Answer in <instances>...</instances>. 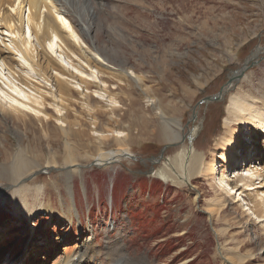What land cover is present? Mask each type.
Returning a JSON list of instances; mask_svg holds the SVG:
<instances>
[{
	"label": "rangeland",
	"instance_id": "obj_1",
	"mask_svg": "<svg viewBox=\"0 0 264 264\" xmlns=\"http://www.w3.org/2000/svg\"><path fill=\"white\" fill-rule=\"evenodd\" d=\"M93 2L110 12L97 15L91 3L82 4L91 30L71 14L77 31L71 40L106 68L102 75L73 70L56 47L48 53L89 82L100 84L102 78L115 95V107L107 108L102 92H86L91 108L104 107L94 125L80 103L85 91L65 78L77 103L68 122L78 115L82 125L69 149L57 133L65 127L61 122L0 111V168L4 162L28 164L15 184L0 177V264H60L91 239L98 251L94 264L118 261H110L109 249L122 252L124 264H224L221 255L232 264H264V225L247 210L250 199L238 192L231 195L234 199L224 197L221 213L211 217L206 209L215 193L209 175L177 186L159 174L166 159L192 143L214 167L226 165L224 151L215 145L224 136L230 99H254L258 105L264 99V0ZM1 39L12 49L7 37ZM249 60L254 65L237 78ZM137 77L149 87V97ZM221 88L219 101L201 102ZM49 90L42 88L48 113L55 114ZM241 132L250 148L237 156L241 159L231 163V170L241 167L255 146L253 129ZM101 155L111 157L97 165ZM19 188L31 192L29 203L33 189L40 188V207L49 205L54 212L37 208L29 219L16 214ZM60 199L63 210L72 211V225L60 216Z\"/></svg>",
	"mask_w": 264,
	"mask_h": 264
},
{
	"label": "bare ground",
	"instance_id": "obj_2",
	"mask_svg": "<svg viewBox=\"0 0 264 264\" xmlns=\"http://www.w3.org/2000/svg\"><path fill=\"white\" fill-rule=\"evenodd\" d=\"M61 1L0 0V36L7 37L12 47L11 49L4 39L0 40V111L24 116L30 115L35 119H55L61 122L65 127L61 126L57 133L65 139V146L69 149L70 140L80 134L82 125L77 120L79 119L78 115L74 116L76 119L73 122H68L69 111L74 115L73 106H76L77 103L72 98L73 90L70 88L67 79H70V82L85 91V93H81L82 99H80V103L85 107L86 114L89 118L91 117L94 125L96 124V115L102 113L103 110L101 108L103 106L97 109L91 108L89 106L90 95L86 92H91V89L94 90V93L102 92L105 97L102 101L107 104L106 106L110 111L115 107L116 98L112 91L105 87L106 83L102 78L99 79L101 85L89 82L82 76L66 69L48 53V50L54 52V47H56V53L64 61L69 60V65L73 70L80 74H85L87 77H93L94 74L102 75V70H106V68L90 57L88 51L83 50L72 42L71 34H76L77 31L72 24L73 20L71 21L69 17L74 14L79 21L86 25V29L91 30L86 14L87 10L81 8L82 4L91 3L97 15H101L105 10L109 13L110 11L107 10L109 7L106 9L103 5H96L93 0ZM105 20H107V17H105ZM65 21L68 22V25L65 24ZM25 27L28 28L29 34L26 32L24 35ZM106 29L107 27H103L102 32L104 30L106 32ZM108 34L114 36L111 30L108 31ZM70 54L83 62L90 72L88 73L80 64L75 65ZM28 70L33 72L37 79L31 76ZM128 75L131 78L134 76L133 74ZM135 80L140 89H142L143 95L149 97V87L145 88L143 79L137 77ZM46 87L50 88L49 91L53 95L51 106L55 114L48 113L50 108L46 104V94L42 91V88ZM256 101L254 99L249 101L239 96H234L230 99L227 116L223 120L224 136L222 135L215 145L216 151L223 150L225 153H223V160L226 163L224 167L218 169L214 167V162L208 163L205 153L197 151L194 143H192V146L188 148L183 147L173 158L166 159L162 173L159 172V174L163 175L165 182H171V184L177 186L190 185L192 178L195 176L209 175L210 181L214 182L212 188L215 193V198L208 202V209H206L211 217L221 213L220 211L224 208L225 203L224 197H232L233 193L238 192L239 195L251 200V207L247 210L264 225V99L261 102L259 101V103L263 102L261 105H258ZM232 125L236 126V128H232ZM242 128L244 130L253 129L251 140L255 142V146H251L252 148L246 155L247 158L245 156L242 158L244 160L243 165L241 167L238 166V168L234 166L235 169L231 170V163L239 162L241 158L237 159V156L244 153L246 147L250 146L245 145L242 140ZM98 139L105 140L106 137L101 136ZM68 156L71 157L70 155ZM110 157L101 155L95 160L96 164L100 165L109 161ZM70 164H72V161H70ZM27 170L28 164L24 162L20 161L16 166L9 162H4L0 168V177L9 183L15 184L26 174ZM233 174H236V179H231L234 177ZM41 192L40 188L33 189L32 201L29 203L27 196L31 192L29 190L23 192L22 188H19L17 190L19 199L15 200L17 206L16 214L29 219L37 208L53 213L54 211L49 205L40 207L41 203H38V198ZM251 192L253 193L251 194ZM62 202L63 199H60V206H62L60 216L72 225V211L70 207L63 210ZM92 243V239L83 243L80 251L77 254L75 253L76 255L73 258L66 257L60 264H94L98 251L94 249L95 247ZM115 247L117 246L115 245ZM241 248V245H239L236 249L241 252ZM106 255L110 256L111 262L112 257H118V261L114 258L115 262L112 263L124 264V261H121L122 252L116 254L114 250L109 249ZM221 258L224 259V264H232L228 258L222 255ZM243 261H245L244 258Z\"/></svg>",
	"mask_w": 264,
	"mask_h": 264
},
{
	"label": "water",
	"instance_id": "obj_3",
	"mask_svg": "<svg viewBox=\"0 0 264 264\" xmlns=\"http://www.w3.org/2000/svg\"><path fill=\"white\" fill-rule=\"evenodd\" d=\"M252 58H253V56H252ZM252 58H251V60H252ZM251 60L248 61V62L250 63L249 66H243V67L238 71L239 74H238L237 78L242 77L243 74H244V72H245L247 69H250V68L254 65V63L251 62ZM231 81H232V79L229 80V82H231ZM222 91H223V88H221V89L219 90V92H218L216 95H214V96H210V97H207V98L203 99V101H201V102H204V101H206V102H216V101L220 100L221 97H222V95H223ZM197 104H198V103H197ZM198 105H200V104H198ZM193 117H194V115H193Z\"/></svg>",
	"mask_w": 264,
	"mask_h": 264
}]
</instances>
